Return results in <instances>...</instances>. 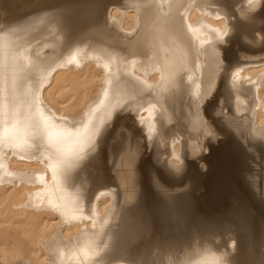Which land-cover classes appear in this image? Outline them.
Segmentation results:
<instances>
[{"label":"bare ground","instance_id":"obj_1","mask_svg":"<svg viewBox=\"0 0 264 264\" xmlns=\"http://www.w3.org/2000/svg\"><path fill=\"white\" fill-rule=\"evenodd\" d=\"M0 264H264V0H0Z\"/></svg>","mask_w":264,"mask_h":264},{"label":"rangeland","instance_id":"obj_2","mask_svg":"<svg viewBox=\"0 0 264 264\" xmlns=\"http://www.w3.org/2000/svg\"><path fill=\"white\" fill-rule=\"evenodd\" d=\"M238 157H240V156H238ZM241 158V160H242V158H245L244 156H242V157H240ZM240 160V159H239ZM240 160V161H241ZM239 161V163L237 162V164H240V163H242V161L240 162ZM243 164V163H242ZM242 164H240L239 166H244V165H242ZM246 167V166H245ZM243 168V167H242ZM262 177H259L258 178V181L260 180V183H261V181H262ZM241 187V186H240ZM241 189L243 190L244 188L242 187V188H240L239 190V193L240 194H242V196H244V198L246 197V195L249 193L248 191L246 192V190H243V191H245L246 193V195H244L243 193L244 192H242L241 191ZM203 191H204V193H205V190H204V188H200V190L197 192L198 194H199V192H201V195H200V197H201V199H200V197H199V199L201 200V204H200V201H199V199H198V206H201L200 208V210H202L203 211V209L204 210H206V213H209V212H213L214 210H218L219 212H221V213H224L225 212V210H226V206L228 205V203H229V197H228V195L230 194V191H228V190H224V191H222V195L220 196L221 197V199H223L221 202H220V197L218 198V200H216V201H213L212 199L210 200L209 199V201H205V203H203L202 201H203V198L202 197H204L202 194H203ZM224 192H225V195H227V197L224 195ZM196 193V194H197ZM195 194V195H196ZM250 194V193H249ZM197 197H198V195H196ZM249 196V195H248ZM251 196V195H250ZM228 198L227 200H225V198ZM246 200H247V204H248V202H250L249 204H250V206H254V209L256 210V208L257 207H255V205H257L253 200H250L249 199V197L247 198H245ZM249 200V201H248ZM213 201V202H212ZM227 201V202H226ZM253 202L255 203V204H253ZM207 203H209V204H207ZM252 203V204H251ZM217 204V205H216ZM216 206V207H215ZM258 209L259 208H257V211H258Z\"/></svg>","mask_w":264,"mask_h":264}]
</instances>
